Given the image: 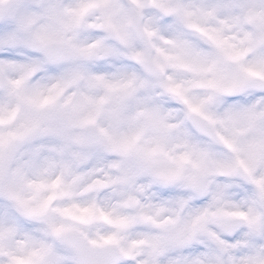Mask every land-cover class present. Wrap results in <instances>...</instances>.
<instances>
[{"label":"clouds","instance_id":"1","mask_svg":"<svg viewBox=\"0 0 264 264\" xmlns=\"http://www.w3.org/2000/svg\"><path fill=\"white\" fill-rule=\"evenodd\" d=\"M0 264H264V0H0Z\"/></svg>","mask_w":264,"mask_h":264}]
</instances>
